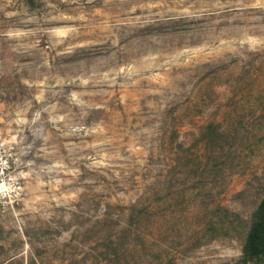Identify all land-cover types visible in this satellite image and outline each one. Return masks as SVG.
Listing matches in <instances>:
<instances>
[{
    "label": "rangeland",
    "instance_id": "rangeland-1",
    "mask_svg": "<svg viewBox=\"0 0 264 264\" xmlns=\"http://www.w3.org/2000/svg\"><path fill=\"white\" fill-rule=\"evenodd\" d=\"M264 197V0H0V264L235 261Z\"/></svg>",
    "mask_w": 264,
    "mask_h": 264
},
{
    "label": "trees",
    "instance_id": "trees-1",
    "mask_svg": "<svg viewBox=\"0 0 264 264\" xmlns=\"http://www.w3.org/2000/svg\"><path fill=\"white\" fill-rule=\"evenodd\" d=\"M223 264H264V197L251 215L240 256Z\"/></svg>",
    "mask_w": 264,
    "mask_h": 264
}]
</instances>
